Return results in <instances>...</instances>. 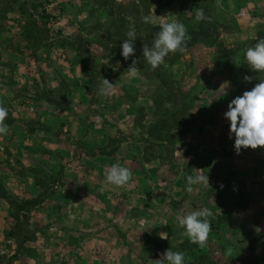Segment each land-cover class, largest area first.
Segmentation results:
<instances>
[{"label": "crops", "instance_id": "crops-1", "mask_svg": "<svg viewBox=\"0 0 264 264\" xmlns=\"http://www.w3.org/2000/svg\"><path fill=\"white\" fill-rule=\"evenodd\" d=\"M210 4L213 19L232 24L233 32L229 36L234 43L254 44L256 39L264 38V0H210ZM180 7L175 3L170 9L157 10L152 24L177 21ZM152 12L155 14V10ZM1 27L5 31L0 29V71L4 73L0 78V104L8 109L5 123L9 132L0 136V187L9 199L27 194L28 183L33 180L29 168L34 167L28 158L30 147L45 145L50 149L54 171L60 174L54 185V225L40 230L31 245L34 255L17 258L12 264H155L159 256L146 236L160 237L161 232H168L170 203L186 186L183 173L160 179L157 175L160 162H144L142 131L136 125V117L143 103L150 101L148 83L139 73L129 76L120 63L113 71L117 64L113 62L106 78L113 83L112 94L98 95L97 110L89 113L92 79L82 66L69 57L65 67L59 66L54 62V47H36L23 32H9L7 27ZM13 58L17 61L10 62ZM35 67L42 71V81H29ZM207 70L211 78L203 77L201 93L194 98L193 125L185 142L175 143L177 149L187 148L195 153L191 176L208 177L209 185L198 183L193 185L194 190L201 198L210 196L211 200H217L220 185L233 190L244 184L253 185L256 193L261 191L263 196L264 177L255 176L254 163L239 162L236 167L232 162H219L216 158L220 149L234 153L228 133L221 138H216L215 133L228 103L240 93L237 82L228 81L227 95L223 96L224 82L216 64ZM125 81L127 85L133 81L132 85L136 86L125 88L122 84ZM122 90L134 96L142 92L147 95L125 103ZM146 107L152 110L151 106ZM153 122L154 119L147 117L145 124ZM42 126H47L48 131H43ZM124 131L128 136L118 140ZM173 135L179 137L177 133ZM13 160L24 168V173L14 170ZM114 164L128 167L132 172L130 182L124 187L104 184L105 174ZM38 194H31L30 198ZM160 206L164 207L163 211ZM201 208L204 207L200 205L192 210ZM210 211L212 216L219 214L232 226L226 240L221 235L220 242L226 241V246L245 252L249 248V232L239 218H233L236 211L220 208ZM261 211L259 224L264 225V210ZM249 213V209L243 211L244 216ZM34 216L39 217L40 213ZM210 223L212 230L220 232V226ZM11 225L8 201L0 197V242L4 230ZM261 230L264 231V226ZM167 239L172 241L168 235ZM257 244L262 246L261 238ZM194 252V257L204 255L201 249Z\"/></svg>", "mask_w": 264, "mask_h": 264}, {"label": "rangeland", "instance_id": "rangeland-1", "mask_svg": "<svg viewBox=\"0 0 264 264\" xmlns=\"http://www.w3.org/2000/svg\"><path fill=\"white\" fill-rule=\"evenodd\" d=\"M207 1V12L211 20L224 27L221 30L222 32L219 37H216V40L221 42L222 47L229 50V52H237L238 50L243 52L247 47L253 45L251 43H234L229 36V34L233 32L232 24H228L227 22L223 23L213 19L210 0ZM191 2V0L182 2L177 1L166 8H161L154 4L151 7L148 16L153 18L154 14L152 11L155 10L156 15L157 10L170 9L175 5V3H179L181 6V14L184 11L188 12L187 17L189 18L185 20V23L188 26L196 25L198 22H196L195 19H192L193 4ZM105 20L106 14L98 10L95 0H0V26L7 27V31L9 32H18V30L23 32L25 36L33 41L34 46L36 47H54V62L59 64V66L65 67L68 63V57L76 62L77 65H80L78 63V56L75 50L77 49V46L81 44L79 40L85 42V45L82 46L83 57H90L94 71L90 74L84 66H80L87 71V74H89V77L92 79L90 86L92 103L87 109V111L92 114H94L97 110L96 107L98 106V100H96V97L99 95L98 89L102 77L106 79L110 65L113 62H117L110 61L113 57H106L105 54L108 53H106L104 45H107V42H103V39V41L99 39V34H97L96 31H92V28H94L98 21ZM150 24L154 27H159L158 25H154L152 23ZM0 29L2 31L4 30L2 27ZM76 39L78 40L76 41ZM134 47L135 51H139L136 44H134ZM217 50L218 48L215 45L212 48L198 45L187 52L183 51L173 53L169 57L171 65L168 69L175 81L176 88L185 92L188 95V100H194V98H197V94L201 93L202 85H200V83H202L203 77L211 78L207 67L210 68V66L214 64H216L223 82H237L238 80H243L244 75H254V80H256L255 77L257 74H252L253 72H251V70L250 72H246L245 70H239V67L231 70V65H227L223 68L220 67L219 62L221 58ZM11 61L16 62L17 60L13 58L10 62ZM120 64L122 65V63ZM177 64L179 66L178 68ZM128 66H130V64H128ZM122 67L126 72H128L123 65ZM183 68L186 69V72H183ZM138 73L140 78L148 83L147 90L149 89L150 91L149 103H143L144 107L140 109L141 111L138 112V116L136 117V125L139 127L141 121L145 126H148L145 124L147 117H149V119L151 117L155 120L151 96L157 89V82L148 81L142 76V70H138ZM2 74L4 73L0 71V78ZM74 74L75 76H78L75 71ZM182 75H185L186 77ZM29 77V81H42L44 78L42 71H40L38 67H35L31 71ZM213 79L214 78H212V80ZM130 83L133 84V81ZM122 84H124L123 86L125 88L127 86L134 88V86H136V84L127 85V81ZM250 89V86H244L240 89V91H238V93L241 95L244 91ZM123 91L124 90H122V100L125 103L133 100L134 98H143L147 95L142 92L141 94L134 96L131 93L129 94V91L127 90ZM146 105H149V107L151 106L152 110L148 111ZM194 105L195 102L193 101L190 109V115ZM193 122L194 118L192 117V124L182 135L175 132L179 135V137L175 138L173 135L172 145L169 146L154 142L146 143V130L139 127L142 131L140 138L142 139L141 141L144 145V162H160V170L157 172L160 179L165 177L167 178L168 175H176L180 172L183 173L184 177L191 175L190 173L193 169L190 165L194 160L195 153L187 148L183 151L177 149L175 147V143L177 142L178 144L180 141L185 142L187 133L193 125ZM216 127L219 128L215 133L216 138H221L222 136L226 137L224 133H228V122L225 119H220V122L217 123ZM42 130L47 132V126H42ZM128 134V132L124 131L119 136L120 138L118 140H125ZM230 140L232 142V150L234 153H232V151L220 149V152L216 154V158L219 159V162H232V164L236 167L239 162H251L252 164L254 163L256 168L255 176L264 177V147H258L255 150L242 149L240 153L237 154L233 147L234 141L232 139ZM51 157L52 151L45 145L41 148L30 147L28 158H31L32 165L34 167L29 168L32 171L28 173H32L33 180L31 179L28 183L27 194H23L21 198H10V200L22 201L34 199V197L30 198V195L39 192L38 196H40L43 201L25 218L29 224L33 225V228L23 225V227L20 228L21 230H16L14 232L13 236H10L9 234L15 227L16 221L14 219L13 211L8 204L13 225L7 226L3 232L2 241L0 242V264H12L17 258L23 256L30 257L34 255L35 249H33L31 245L36 241L40 230L43 227H47V225H54V185L57 181H59L60 174L59 171H54V162ZM208 158L209 157H206V159ZM13 164L15 171L24 173V168L20 167L18 162H14L13 160ZM32 183L33 186L31 185ZM192 187L193 191L189 192L184 189L183 192L177 196L172 203H170L169 207L172 209V213L168 216L167 220L169 228L167 235L172 238V241H168V239L163 241L160 239L159 235L146 236L148 243L156 249L159 258L167 249H171L174 252H183L186 264H264V231L261 230V226L264 225L259 224L261 218L260 213L262 212L261 210H264V195L261 196L262 192L260 191V193H256L257 190L253 185L246 187L242 184L235 187V189L230 190L227 189L228 187H226V185L223 186L222 184L218 189L220 197L217 200H211L210 196L201 198L194 190V186ZM200 205L204 208H209V210L218 208L222 209V211L223 209L235 210L236 213L233 215V218H239L241 222L240 224H242L244 229L249 232V248L245 252H242L240 249H237L238 247L233 248L226 246V241H224V243L220 242V236L222 235L223 239L226 240V235L230 233V228L232 226H230L229 222L225 218H221L219 214L216 213H213L212 218L210 219L209 217V220L221 227L220 232L216 229L211 230L203 247H199L191 243L189 245L179 246L182 243V239L184 242L188 239L183 234L184 230L179 227L177 218L187 214L190 210L194 209V207H199ZM247 209H249L250 213L244 216L243 211ZM160 210L163 211L164 207L160 206ZM37 212L40 213L39 217L34 216V213ZM242 218H244L245 221ZM212 226L213 225L211 224V229ZM51 232L53 234L51 238L54 239V231ZM27 233H35V241L21 244V239L19 237L20 234ZM259 238L263 241L262 246H258L257 244ZM195 246L199 247L204 255L194 257L193 255L195 252L191 251ZM238 246H240V241H238ZM138 253H141V251Z\"/></svg>", "mask_w": 264, "mask_h": 264}, {"label": "trees", "instance_id": "trees-1", "mask_svg": "<svg viewBox=\"0 0 264 264\" xmlns=\"http://www.w3.org/2000/svg\"><path fill=\"white\" fill-rule=\"evenodd\" d=\"M97 3V8L101 12L106 14L105 21H98V23L92 28V31H96L99 39H103V42H107L104 45L106 50L105 54L107 58L113 57L110 61H117L122 63L125 69H128V64L131 65L133 59L137 60V68L142 70V76L148 81H156L157 89L151 96L152 106L154 108L155 122L148 126H145L141 121L139 127L146 130L147 140L146 143L154 142L163 145H172L173 133L178 132L183 134L185 130L189 128L192 124V117L190 115L191 105L193 99L188 100V95L177 89L175 81L171 75L168 67L171 65L170 53L166 58L165 62L160 65L155 70L146 63L142 55V49L144 46L151 47L155 33L159 31V27H154L150 23L145 24L142 22L143 17L148 16L151 7L155 4L161 8H166L172 3L177 1L186 0H95ZM190 1V0H187ZM192 2V19H194V13L197 8L204 10L206 20L198 22L196 25H187L185 20L188 12H183L178 21L183 23L187 29L190 39L186 41L184 45V51H188L198 45H203L207 48H212L214 45L218 48L217 52L220 54V67H225L231 65L230 69L233 70L239 67V70H245L250 72L246 63L243 62V52L242 51H230L222 47L221 42L216 40L219 37L221 30L224 28L213 22L207 12L208 1L207 0H191ZM135 28L136 31V41L135 44L139 51H135L134 56H130L125 60L120 55V45L122 40L126 39V33L129 27ZM78 39H76L77 41ZM80 45L77 46L76 54L78 56V63L86 68V70L92 74L94 71L93 64L90 57H83L82 46L85 42L79 40ZM241 48V47H240ZM179 52V51H177ZM176 52V53H177ZM128 71V70H127ZM252 72V71H251ZM255 74V73H252ZM259 79H264V73H258ZM256 75V76H257ZM245 76V75H244ZM254 76V75H253ZM263 76V77H261ZM257 80L252 81V83H246L244 80H238V91L244 86L252 87ZM141 110H139L140 112ZM172 149V148H171ZM173 151V150H172ZM0 197L8 201L10 208L13 211L14 219L16 225L12 232L9 234L13 236L16 230H21L23 225L29 228H33L32 224H29L25 218L36 209L41 203L42 198L38 196L37 198L22 201L10 200L2 191L0 187ZM20 243H28L35 241V233L20 234ZM20 244V245H21ZM189 241L182 242L179 246L189 245ZM199 250V247H193L191 252Z\"/></svg>", "mask_w": 264, "mask_h": 264}, {"label": "clouds", "instance_id": "clouds-1", "mask_svg": "<svg viewBox=\"0 0 264 264\" xmlns=\"http://www.w3.org/2000/svg\"><path fill=\"white\" fill-rule=\"evenodd\" d=\"M155 15V14H154ZM196 22L206 20L204 10L197 8L194 13ZM143 23H153L150 16L143 17ZM254 26V25H253ZM126 39L122 40L120 45V55L127 60L135 54L136 31L134 26L130 27L126 33ZM190 39L187 29L183 23L175 20L164 22L159 25V31L155 33L151 47L144 46L142 55L151 69L155 70L165 62V58L170 53L177 51L183 52L184 45ZM243 60L247 67L253 73H264V38L256 39V42L243 51ZM137 60L133 59L128 67V74L135 77L138 73ZM120 67L119 62L113 67L116 71ZM254 77L245 75L243 80L246 83H252ZM255 79L258 81L250 90L244 91L241 95L234 97L227 105V111L223 114L228 122V135L234 141L233 147L237 154L242 149H257L264 147V79ZM223 96L227 95L226 89L229 82L223 84ZM221 85V86H222ZM220 86V87H221ZM113 83L102 77L98 94L108 96L112 94ZM8 117V109L0 104V136H5L9 132V125L5 123ZM132 178V172L128 167H122L119 164L109 166L104 179L105 185L116 188L124 187ZM186 190L193 191V185L198 183H208V177L199 175L193 177L185 176ZM212 212L207 208L189 211L187 214L179 216L177 223L184 230L183 234L187 237L189 243L203 247L208 239V234L212 230L209 217ZM147 231V230H146ZM161 239H167V233L161 232ZM156 264H186L183 252H174L167 249Z\"/></svg>", "mask_w": 264, "mask_h": 264}]
</instances>
